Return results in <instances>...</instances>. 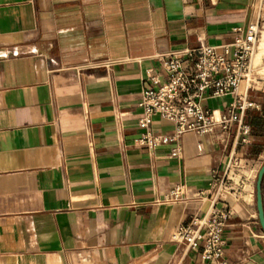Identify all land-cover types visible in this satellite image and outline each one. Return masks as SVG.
Returning <instances> with one entry per match:
<instances>
[{
  "label": "crops",
  "instance_id": "crops-1",
  "mask_svg": "<svg viewBox=\"0 0 264 264\" xmlns=\"http://www.w3.org/2000/svg\"><path fill=\"white\" fill-rule=\"evenodd\" d=\"M258 15L259 62L264 0H0V264H264V132L235 145L186 132L177 155L136 142L146 71ZM250 95L264 119V81ZM205 98L221 109L233 95ZM231 154L243 169L223 195V260L204 261L172 230L203 214ZM180 182L183 198L164 201ZM261 195L264 210V173Z\"/></svg>",
  "mask_w": 264,
  "mask_h": 264
},
{
  "label": "built area",
  "instance_id": "built-area-1",
  "mask_svg": "<svg viewBox=\"0 0 264 264\" xmlns=\"http://www.w3.org/2000/svg\"><path fill=\"white\" fill-rule=\"evenodd\" d=\"M262 28L258 15L246 27L233 28L229 42L183 48L163 56V71L148 69L139 102L137 125L141 133L137 144L148 149L173 144L170 153L177 155L181 152L178 138L186 132L221 134L222 140L232 137L234 145L248 143L251 127L246 113L254 106L249 91L256 81H264V49L261 60L256 62ZM229 94L233 100L221 109L203 103L206 96ZM155 117L171 122L170 132L153 130ZM236 161L231 154L225 170L215 176L214 192L203 214L172 230L173 240L181 242L187 250L200 249L204 261L223 260L226 246L223 228L230 216L223 195L227 193L229 174ZM185 189L184 182L175 184L164 201L181 200Z\"/></svg>",
  "mask_w": 264,
  "mask_h": 264
},
{
  "label": "water",
  "instance_id": "water-1",
  "mask_svg": "<svg viewBox=\"0 0 264 264\" xmlns=\"http://www.w3.org/2000/svg\"><path fill=\"white\" fill-rule=\"evenodd\" d=\"M263 173H264V163L261 165V167L258 170L256 184H255L256 208H257V213H258V219H259V222L262 228L264 229V210H263L262 195H261V180H262Z\"/></svg>",
  "mask_w": 264,
  "mask_h": 264
},
{
  "label": "trees",
  "instance_id": "trees-1",
  "mask_svg": "<svg viewBox=\"0 0 264 264\" xmlns=\"http://www.w3.org/2000/svg\"><path fill=\"white\" fill-rule=\"evenodd\" d=\"M246 120L249 123L253 134L257 135L260 132H264V119L260 116L253 114L248 110L246 113Z\"/></svg>",
  "mask_w": 264,
  "mask_h": 264
},
{
  "label": "rangeland",
  "instance_id": "rangeland-1",
  "mask_svg": "<svg viewBox=\"0 0 264 264\" xmlns=\"http://www.w3.org/2000/svg\"><path fill=\"white\" fill-rule=\"evenodd\" d=\"M263 29V28H262ZM260 41H261V39H260ZM263 49H264V46L262 47V53H263ZM259 56V55H258ZM258 56H257V58H258ZM256 62H258V61H256ZM261 82H263V81H256L255 83H254V87H257V86H259V84L261 83ZM253 87V88H254ZM249 94H250V91H249ZM250 98H251V95H250ZM203 103L205 104V105H207V106H213V105H216L217 104V102L216 101H214L213 99H208V98H204L203 99ZM242 167V164H240L239 163V161L237 160L236 161V163L233 165V167L231 168V172H230V174H229V177H230V181H232V177H234L235 179H237L238 178V172H239V170H241V169H243V168H241Z\"/></svg>",
  "mask_w": 264,
  "mask_h": 264
}]
</instances>
